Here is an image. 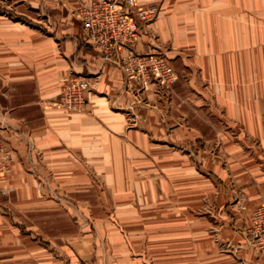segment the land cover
<instances>
[{
  "label": "crops",
  "instance_id": "crops-1",
  "mask_svg": "<svg viewBox=\"0 0 264 264\" xmlns=\"http://www.w3.org/2000/svg\"><path fill=\"white\" fill-rule=\"evenodd\" d=\"M3 1L0 140L13 161L0 184V264L88 261L102 249L110 260L95 256L92 264H146V255L151 264H264L247 236L251 212L264 201V0H143L157 3L159 15L142 26L133 51L170 63L178 80L165 88L126 81L85 42L75 11L89 0ZM12 11L41 21H11ZM70 76L89 81L80 112L56 103ZM210 175L221 182L211 198ZM194 182L197 200L217 206L223 223L195 235L196 245L192 214L176 213L182 200L192 207ZM99 188L108 205L126 207L115 214L121 222L166 203L175 211L170 221L184 220V229L78 226L66 243V203L95 207ZM239 193L247 200L242 214L231 209ZM134 206L143 214L129 213ZM73 215L77 223L102 221ZM133 246L136 262L119 257Z\"/></svg>",
  "mask_w": 264,
  "mask_h": 264
},
{
  "label": "built area",
  "instance_id": "built-area-1",
  "mask_svg": "<svg viewBox=\"0 0 264 264\" xmlns=\"http://www.w3.org/2000/svg\"><path fill=\"white\" fill-rule=\"evenodd\" d=\"M158 15V4L143 0H89L75 11L85 42L103 61L119 65L126 81L142 88L152 82L169 86L178 80L175 70L164 58L133 51L142 26L154 21ZM89 89L87 78L70 76L62 82L56 103L68 111L80 112ZM12 161V150L0 141V184L6 181ZM247 236L251 247L264 254V202L252 211ZM67 264L88 263L82 259H69Z\"/></svg>",
  "mask_w": 264,
  "mask_h": 264
},
{
  "label": "rangeland",
  "instance_id": "rangeland-1",
  "mask_svg": "<svg viewBox=\"0 0 264 264\" xmlns=\"http://www.w3.org/2000/svg\"><path fill=\"white\" fill-rule=\"evenodd\" d=\"M6 5H8L7 1H3V3H0V7H6ZM3 9L4 8H0V11H3ZM23 10H25V9H23ZM30 15L33 16L32 14H30ZM7 16L9 17V19L11 21H14V22L17 21V22L22 23V24L29 23L31 25V27L33 25H37V23H38L37 21H41L40 18H38L37 21H32L31 19H27L26 16H24V15L14 13V11L8 13ZM158 56H160V55H158ZM160 57H162V56H160ZM162 58H164V57H162ZM168 64L170 65V63H168ZM159 87L165 88L167 86H160L159 85ZM199 160L200 159H198L197 162H199ZM193 161H194L193 166L196 168V171L200 175L201 173H203V169L201 171L200 166L197 164L196 160L193 159ZM96 178H97V184L100 185L101 184L100 176L97 175ZM195 179L196 178H194V180ZM209 179H210V181H209V198H211L215 194L213 188H215L218 184H221V182L216 180V179H212L211 175L209 176ZM195 187H196V189H194V191H193L194 203H193L192 207L191 206H185L183 204V200H182L181 201L182 203L178 204L176 207V213H177V215H180L182 218H184V214H188V213L192 214V217H193L192 228L194 231V244L196 245L198 242L201 241V238L199 236L195 237V235H199V233L203 230H208L210 234L212 232H216L217 230H219L221 228V225L223 223L220 221H217L215 218L214 214L219 213V209H217V206L210 205V204L206 205V203H204V202H203L204 204H202V202H200V200H197V199H200L199 197L201 196V195L200 196L197 195L199 193H196V192L200 191V189H199L200 185L197 184V182H194V188ZM97 191H98L99 196L96 200L97 205L95 207H92V206L91 207H89V206L77 207V206H72V205H69L66 203L65 217H64V222H63V226H64V230H65V234H66V238H65L66 243L68 240H71L72 236H75L76 234H78V229H79L78 226L81 227L82 231H85V230L90 231L91 230L92 232H95L96 226H97V230L112 229L110 227L111 224H113V226L119 230H122V231L133 230L134 232H136V230H139V229L140 230H143V229L152 230L153 228H156L157 226L161 227V229H168L170 227V225H173V224H177L178 226L181 225L182 226L181 228L184 229V225H185L184 220L178 221L176 223L170 221L169 215L172 213H175V211H174L173 206L170 207L166 203H161L160 206H155V207H153V209H149V211H146L144 213L145 216L142 217L143 219L140 218L141 220L139 218H138L139 219L138 220L136 217L137 220L135 219L134 221H131V222H121V220H120L121 216L115 215V214L120 213L121 209L127 210L126 207L123 208L121 206L108 205L105 202V200H106V197L104 196L105 191H103L100 188ZM161 196L165 197L164 201L167 200V198H166L167 193L164 194L163 191H161ZM240 198H242L243 200L240 201ZM107 200L110 201L111 199L107 198ZM246 201L247 200H246V196L244 195V193L237 194L231 209L233 211H235L236 213H241V214L245 213ZM65 202H67V201H65ZM161 202H163V200ZM238 202H239V204H238ZM263 202L264 201H262L261 203H263ZM237 205H241V207L238 208ZM140 208L141 207H137V206H134L132 208L130 207L129 213H132V214L134 213V215L136 216L137 212L139 211V214H143V212L140 210ZM73 212H75V213L80 212L81 215L84 217H88V215L92 216L93 213H96L97 216H99L100 219H102V221L91 222L90 219H92V218H90V219L87 218V221L82 220V221L77 223V222H74V220H73V217L76 218V216L73 215ZM105 215H107V216L113 215V217H114V218H112L113 223L110 222L111 218H108V217L106 218ZM99 217H97V218H99ZM249 219L251 220V215H250ZM250 224H251V221H250ZM99 241L103 243L104 238L102 240H99ZM124 249H125V252H127V253L119 254V257L120 256H123V257L128 256L129 261L136 262L137 261L136 258H138V256H140V254H138V252L136 250V247L135 246H133V248L125 247ZM95 256L99 257L100 260H103V262H106L108 258H109V260L111 258V255L108 253L105 254V252L102 249L100 254L94 255V253H93L91 258L88 261H86V260H84V261H86L88 264H92V262L96 261L97 257H95ZM151 256L152 255H150V256L146 255V260H145L146 264H151ZM119 257L117 256L116 258H119ZM69 259H73V258L66 256L65 264H67V261ZM116 261H119V260L116 259Z\"/></svg>",
  "mask_w": 264,
  "mask_h": 264
}]
</instances>
